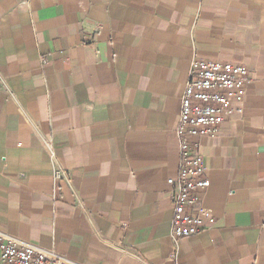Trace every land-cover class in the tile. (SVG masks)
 <instances>
[{
	"label": "crops",
	"instance_id": "0c3cea01",
	"mask_svg": "<svg viewBox=\"0 0 264 264\" xmlns=\"http://www.w3.org/2000/svg\"><path fill=\"white\" fill-rule=\"evenodd\" d=\"M195 59L251 83L200 139L215 223L175 241ZM0 231L74 264H264V0H0Z\"/></svg>",
	"mask_w": 264,
	"mask_h": 264
},
{
	"label": "built area",
	"instance_id": "2783aa9c",
	"mask_svg": "<svg viewBox=\"0 0 264 264\" xmlns=\"http://www.w3.org/2000/svg\"><path fill=\"white\" fill-rule=\"evenodd\" d=\"M41 62L46 63V59L42 58ZM250 83V70L245 64L218 59L192 62L176 126L179 172L167 179L173 202L171 237L175 241L210 230L215 223L212 209L203 200L211 182L206 175L200 139L219 134L227 121L242 113ZM51 154L54 180L70 184L69 172ZM0 264L74 263L53 248L0 231Z\"/></svg>",
	"mask_w": 264,
	"mask_h": 264
}]
</instances>
